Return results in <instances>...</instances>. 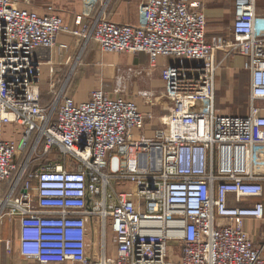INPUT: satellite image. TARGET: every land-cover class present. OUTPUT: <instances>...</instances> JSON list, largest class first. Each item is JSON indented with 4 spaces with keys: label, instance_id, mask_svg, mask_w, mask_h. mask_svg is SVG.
I'll use <instances>...</instances> for the list:
<instances>
[{
    "label": "built area",
    "instance_id": "built-area-1",
    "mask_svg": "<svg viewBox=\"0 0 264 264\" xmlns=\"http://www.w3.org/2000/svg\"><path fill=\"white\" fill-rule=\"evenodd\" d=\"M84 1L95 7L107 0ZM33 3L0 0V128L16 126L21 134L19 142L0 139V187L11 185L8 195L0 191V221L18 222L20 256L38 264H264V246L256 247L245 227L248 219L264 221L258 0H234L230 37L211 40L205 12L189 0H145L139 25L114 23L102 11L76 16L74 28L52 8L30 9ZM64 34L107 54H144L151 69L164 60L170 107L162 127L146 136L139 106L104 89L77 102L65 84L45 106L41 73L45 66L55 72ZM218 53L245 60L247 116L216 109ZM55 150L67 160L42 167L40 158ZM94 219L112 232V255L104 243L91 256Z\"/></svg>",
    "mask_w": 264,
    "mask_h": 264
},
{
    "label": "rangeland",
    "instance_id": "rangeland-1",
    "mask_svg": "<svg viewBox=\"0 0 264 264\" xmlns=\"http://www.w3.org/2000/svg\"><path fill=\"white\" fill-rule=\"evenodd\" d=\"M33 1L40 2V0ZM49 1L50 0H48V2ZM108 1L110 0L105 2L108 3ZM111 1L112 4L115 0ZM141 1L144 2L145 0ZM202 1L204 3L201 4V9L208 17L207 34L209 39V34H215L227 38L230 37V28L234 20V0ZM72 2L75 4L78 0H72ZM105 2L104 5L103 2H99L97 6L102 5L103 11L106 12L107 6ZM261 4L264 7V0H261L260 2L258 0V10L260 11L259 13L261 16H263L264 10H262L263 7ZM91 6L92 5L88 4L85 11L86 14H88ZM74 13L75 11L72 13L74 18L79 16ZM262 21L263 20H261L260 23H262ZM259 34H264V25L260 27ZM67 36L73 38L74 43L71 44L69 53L62 56L63 59L56 54L57 48L54 50V56L56 54L54 68L56 70L55 75L64 74V84L67 85L66 90L68 91V95L75 98V100L82 99L79 97L82 91L77 86L80 80L88 85L100 83L99 87L94 90L104 89L112 94L120 92L139 106L140 111L146 119L143 134L151 136L156 129L162 127V120L168 114L167 109L170 107V101L164 96L165 87L161 80V68L164 60L159 61V65L156 69H151L150 61L146 56V62L136 63V58L144 55L131 53L107 54L102 52L99 45L95 42H91L90 44L97 45L99 50L95 57H89L86 53L90 44L85 46L83 42H79L78 46L76 45V42L79 40L77 37L71 35ZM103 56L115 57L118 59V62H111V66H104ZM43 68L44 71L48 69L46 66ZM84 69H86V72ZM91 92L84 93L85 96L83 98L87 99ZM42 95L44 101H49L51 99L50 93H45L43 90ZM216 95V109L219 114L247 116L250 113V76L245 70V65L244 67L242 66V60L238 56L225 57L223 53L217 54ZM54 98L55 97H53L50 103L53 102ZM11 127L15 132L14 134L17 133L21 137L18 128L16 126ZM2 130V132L5 133H8L9 131L8 128ZM8 135L10 136V134ZM11 135L13 134L11 133ZM61 159L64 161H61ZM65 160H67V158L59 154V151L55 150L50 156L44 155L41 157L39 164L44 167L51 163L56 165L60 162H65ZM68 163L76 164L77 161L69 156ZM111 166L113 171H118L120 167V159L115 157L112 160ZM31 169L34 170L36 167H31ZM33 185L37 187L36 182L33 183ZM112 240V232L106 229V232L104 233L99 221L94 219L89 227L88 244L91 256L96 257L100 255L104 243L107 246V254L112 255L114 253ZM10 242H7L8 251L3 254V257H10L11 255L13 257L15 254L13 247L14 243L12 242V246H10ZM177 254L178 253L175 252L172 257L175 263H178L179 261V256ZM0 259H2L1 253Z\"/></svg>",
    "mask_w": 264,
    "mask_h": 264
},
{
    "label": "crops",
    "instance_id": "crops-1",
    "mask_svg": "<svg viewBox=\"0 0 264 264\" xmlns=\"http://www.w3.org/2000/svg\"><path fill=\"white\" fill-rule=\"evenodd\" d=\"M189 1L191 3H197L200 5L204 3L202 0H196V1L195 0H189ZM260 1L261 0H259V2ZM111 2L112 1L110 0V1H108V3L105 2V4L107 6V9H106L107 17L112 22L117 23V24L139 25L144 21L145 4L141 0L140 1L139 0H115L112 4H111ZM86 4L88 6V3L85 2L84 0H78V2H76L75 4L72 2V0H50L49 2H48V0H40V2H34L33 5L30 7V9H32V10H34L40 14H45L48 11V8H52L54 13L63 17L65 19V21L67 22V24H69L71 27H74V19L75 18L73 17L74 15L72 14L73 11H75L74 14H76V15L84 14L86 9H87ZM103 5H104V3H103ZM261 6H262V4H261ZM262 10H264V7ZM102 11H103V6L99 5V6L91 7L89 9L88 13H90V15L93 17V16H98ZM208 15H210V14H208ZM206 17H207V14H206ZM234 18H235V6H234ZM207 21H208V17H207ZM209 36H210V39H209L208 34H207L208 40H211L214 37H221V36L215 35V34H209ZM72 43H74L73 38H71L67 35H60L59 39H58V45H57L58 47H57L56 54H58V56H60V58L63 59L62 56L63 55L65 56V54L69 53V51H70L69 49H70ZM63 45L66 46V48L61 49L60 47ZM76 45L79 46V42H76ZM76 45H75V48H76ZM71 49L74 50L73 48H71ZM98 50H99V47L97 45L90 44L86 54L89 57H95ZM56 54H55V56H56ZM141 55H144V54H141ZM145 56L146 55L137 57L136 63L146 62L147 56L146 57ZM238 57L241 58L242 66L244 67L245 60L240 56H238ZM70 58H72V57H70ZM54 59H55V57H54ZM117 60L118 59L115 57H104L103 56L104 66H106V65L111 66L110 63L111 62H118ZM167 63L172 64L173 60L169 59V60H167ZM46 67H48V66H46ZM84 67H87V66H84ZM84 71L86 72V69H84ZM81 72H80V74H81ZM247 73L250 76V86H251V75L249 72H247ZM63 75L64 74L55 75V72L52 74L50 72L49 67L45 71L42 70L41 77H40L41 88H42L43 92L50 93V95H51V99L49 101H47V100L44 101V98H43V104L45 106H48L50 104V102L53 98V94L59 92L63 88V86L65 85ZM99 85H100V83H94L91 85L84 84L80 80V82L77 84V86L82 91L80 96H79L82 99L81 100L76 99V100L78 102L86 101L89 97L87 99L83 98L85 96L84 93L91 92L95 88L99 87ZM106 92H108V91L106 90ZM108 93H110V92H108ZM4 128H8V130H9L8 133L2 132L3 131L2 129H4ZM10 132L13 135H11ZM14 133L15 132L11 126L1 127L0 128V139L19 142L21 137L17 133L16 134H14ZM8 134H10V136ZM61 161H62V159H61ZM34 188L36 189V186H34ZM0 191L3 194V196L8 195L11 191L10 182L8 184L3 185V188L0 187ZM252 202H255V201H252ZM245 227H246L249 235L251 236L252 240L255 242L256 247L262 248L264 246V221L248 219L245 222ZM19 238H20V230H19L18 222L16 220H12L11 218H5L2 221H0V239H1L0 240V253H1V257H2V259H0V263L1 264H38L34 260H32V261L25 260L24 258H22V256H20ZM7 242L11 243L10 246H12V242L14 243L13 247H14L15 254L13 257H12V255L10 257L6 256L7 258L3 257L4 256L3 254L7 253V251H8L7 250L8 249ZM263 254H264V250H263Z\"/></svg>",
    "mask_w": 264,
    "mask_h": 264
}]
</instances>
